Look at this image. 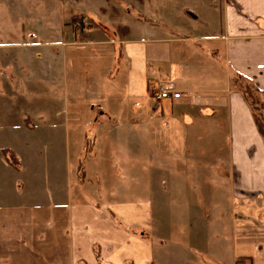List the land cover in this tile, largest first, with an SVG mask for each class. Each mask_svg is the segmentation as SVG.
<instances>
[{"label":"crops","instance_id":"1","mask_svg":"<svg viewBox=\"0 0 264 264\" xmlns=\"http://www.w3.org/2000/svg\"><path fill=\"white\" fill-rule=\"evenodd\" d=\"M178 10L177 14L160 11L167 18L166 26H147L137 31L128 24L130 35L122 45L125 62L118 66L119 75L110 87L121 88L117 84L123 73L126 96L143 100L163 84L181 94L165 99L179 103L174 107L165 105L159 112L166 120L182 113L184 120L189 119L186 121L194 127L198 125L196 130L204 129L206 123L209 130H216L218 123L224 125L232 204L227 209L223 249L229 253L228 264L238 260L264 264V138L243 90L233 84L234 73L254 83L264 96V0H205L201 5L196 0ZM4 42L0 41V90L11 88L17 96L24 80L35 81V71L30 76L23 74L17 88L9 86L5 74L10 64L7 53L11 48L12 53L25 54L26 49L33 53L30 48L34 49L35 43ZM21 58L25 65L40 62L35 56ZM11 60L17 70L15 58ZM30 92L28 97H32ZM10 102L2 98L0 91L2 129L11 127L9 113L14 107ZM65 109L73 111L72 106ZM140 109L130 111L142 112ZM35 112L47 113L48 108L24 110L19 120L24 125L20 139L0 145V264H162L154 247L155 242L161 245L162 238L156 232L163 215L160 210L154 220L151 196L120 201L113 194L115 187L112 189L104 179L106 172L102 174L103 184L106 182L102 190L100 182L89 186L85 149L76 151L78 163L73 170L66 154L52 167V152L50 158L43 156L41 148L52 144V128L61 129L67 136L75 125L86 127L69 117H55L52 122L35 116ZM149 112H154L153 106ZM41 129L45 131L39 132ZM80 137L86 144V134ZM77 142L82 145L81 140ZM5 148L18 158V168L4 157ZM44 158L50 161V167L42 172ZM11 182L13 186L9 187ZM20 184L27 186L22 194L16 190L15 195L8 194ZM182 217L185 219V215ZM190 222L186 218L185 224ZM208 241V247L198 254L205 252L210 261L222 263L219 248ZM185 253L189 257L197 255L190 249L182 255Z\"/></svg>","mask_w":264,"mask_h":264},{"label":"rangeland","instance_id":"2","mask_svg":"<svg viewBox=\"0 0 264 264\" xmlns=\"http://www.w3.org/2000/svg\"><path fill=\"white\" fill-rule=\"evenodd\" d=\"M190 1L196 0H0V41L30 46L35 43L34 49L30 48L33 53L29 49L25 54L12 53V48L7 53L8 85L17 88L23 74L31 75L33 69L35 81L24 80V88L17 96L11 88L0 90L2 98L10 100L15 109L9 113L11 127L0 128V145L20 139L24 125L19 120L24 110L47 107V113L35 112V116L52 122L55 117L78 120L77 124L86 128L75 125L66 132L67 136L61 129L52 128V144H46L44 150V144L41 146L43 156L50 158L52 152V167L66 154L73 170L78 163L76 151L85 149V158L89 159L84 160L88 174L83 180L86 178L89 186L100 182L102 190L108 181L120 201L151 196L154 220L160 210L163 215L156 232L162 238L161 245L155 242L154 247L162 264H228L223 238L232 196L224 125L218 123L216 130H209L208 124L199 120L205 127L196 130L198 125L194 127V123L186 121L189 119L184 120L182 113H174V119L166 120L159 112L165 105L174 107L179 103L155 100L153 92L143 100L127 97L123 73L117 84L121 88L110 87L119 75L118 66L125 62L122 45L130 35L128 24L137 31L147 26H166L167 18L160 11L177 14ZM197 3L205 4V0ZM171 18L175 20L177 16ZM23 55L35 56L40 62L25 65ZM12 58L19 66L17 70ZM233 76L236 87L249 86L254 97L264 102L254 83L234 73ZM29 90L32 97H28ZM66 106H72L73 111H67ZM152 106L154 112L150 113ZM131 108H141L142 112L133 113ZM7 114L6 111L4 115ZM178 124L188 128L183 130ZM83 133L86 144L80 137ZM43 162L42 172L50 167L47 158ZM103 172L107 174L104 184ZM23 189L27 186L20 184L8 194H22ZM182 204L187 207L179 209ZM186 218L191 219L189 225L185 224ZM208 240L219 248L222 263L210 261L205 252L198 254L208 247ZM187 249L197 255L183 256ZM244 262L238 260L235 264Z\"/></svg>","mask_w":264,"mask_h":264},{"label":"trees","instance_id":"3","mask_svg":"<svg viewBox=\"0 0 264 264\" xmlns=\"http://www.w3.org/2000/svg\"><path fill=\"white\" fill-rule=\"evenodd\" d=\"M255 89H256V92L262 93L261 89L257 87H255ZM242 90L244 92V95L246 96V99L248 100L251 106L258 130L264 138V102L262 101V99L254 97V94L251 91L249 86H246ZM3 154L6 160L13 167L15 168L19 167L20 162L12 150L5 148L3 149Z\"/></svg>","mask_w":264,"mask_h":264},{"label":"built area","instance_id":"4","mask_svg":"<svg viewBox=\"0 0 264 264\" xmlns=\"http://www.w3.org/2000/svg\"><path fill=\"white\" fill-rule=\"evenodd\" d=\"M180 95L181 94L176 92L174 89L163 84L158 85L155 91L153 92V98L155 100H165L171 97L179 98Z\"/></svg>","mask_w":264,"mask_h":264}]
</instances>
